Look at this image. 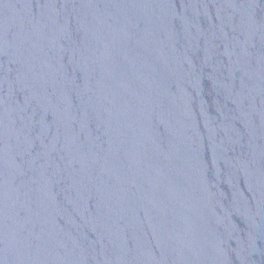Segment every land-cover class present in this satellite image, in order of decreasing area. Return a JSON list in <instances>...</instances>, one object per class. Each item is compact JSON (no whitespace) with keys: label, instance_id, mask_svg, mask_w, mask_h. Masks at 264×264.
Listing matches in <instances>:
<instances>
[{"label":"water","instance_id":"1","mask_svg":"<svg viewBox=\"0 0 264 264\" xmlns=\"http://www.w3.org/2000/svg\"><path fill=\"white\" fill-rule=\"evenodd\" d=\"M0 264H264V0H0Z\"/></svg>","mask_w":264,"mask_h":264}]
</instances>
